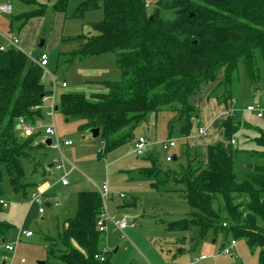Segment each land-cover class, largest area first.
<instances>
[{"label": "trees", "instance_id": "16d2710c", "mask_svg": "<svg viewBox=\"0 0 264 264\" xmlns=\"http://www.w3.org/2000/svg\"><path fill=\"white\" fill-rule=\"evenodd\" d=\"M14 1L28 8L10 16V31L15 23L20 30L28 20L45 13V3ZM67 1L54 0L52 9L65 11ZM92 9L103 12L102 19L90 24L96 34L87 31L75 37L78 49L59 53L57 65L112 53L120 79L93 82L101 89L90 93L63 91L56 111L79 119V130L99 129L103 148L98 155L133 139L137 125L161 111L174 113L182 137L187 138L198 114L191 95L223 70L220 100L228 108L235 98L233 77L240 61L251 87H261L256 50L264 60V0H85L73 16L81 17ZM162 10H173L174 17L162 18ZM42 76V68L21 49L0 50V199L4 173L13 193L24 191L29 183L23 181V159L30 158L33 148L44 146L37 142L38 134L22 137L16 128L20 117L32 121L43 116L40 106L51 91ZM244 124L257 131L254 140L264 147V130ZM219 129L222 139L206 145L205 160L197 154L190 157L186 146V164L177 172L162 168L152 154L142 155L148 165L137 172L156 190L183 185V196L194 212L171 221L170 227L194 230L196 241L209 233L244 238L250 249H259V261L264 264V151L250 154L261 163L253 164L238 181L231 143L233 139L235 144L233 134L238 130L235 117L227 114ZM132 204L130 200L122 206ZM102 207L98 190L77 192L75 215L63 221L57 237L45 238L47 254L54 259L50 264H110L97 227ZM10 228V223L0 219V240ZM102 253L104 260L95 257Z\"/></svg>", "mask_w": 264, "mask_h": 264}, {"label": "rangeland", "instance_id": "374dc122", "mask_svg": "<svg viewBox=\"0 0 264 264\" xmlns=\"http://www.w3.org/2000/svg\"><path fill=\"white\" fill-rule=\"evenodd\" d=\"M53 1H44L45 13L28 20L20 30L15 23L13 29L9 31L11 14L1 15L3 26L0 29L7 31L8 37H17L19 48L30 59L36 58L42 52L48 55V65L42 70V81L46 88L52 90L48 72L56 73V103L63 91L90 93L96 90L93 89L91 81L119 80L120 70L114 62L112 53L90 56L72 64L57 65L59 53L78 49L79 43L75 37L87 34V31L89 35L96 34L90 24L102 19L103 12L101 9H92L81 17H75L73 14L76 7L85 0H68L63 12L52 9ZM7 3L12 5L13 13L22 10V7L28 8L18 1L0 0V4ZM160 15L164 19H172L174 12L162 10ZM41 39L44 40V44L37 47ZM0 43L6 45L7 41L0 36ZM256 62L261 72V87L258 90H254L249 84L243 62L237 64L233 81L234 97L237 98L238 106L244 107L251 97H256L259 92L264 95V60L259 49L256 50ZM223 74L224 71L220 70L214 81L203 83L191 95L190 102L198 114L195 120L192 119L193 127L187 138L182 137L179 121L173 118L174 113L161 111L149 114L145 121L138 124L133 131V139L98 155V151L103 148L102 141L98 137H92L89 130H79V119H69L55 111L54 122L58 135L72 141L70 146L61 149L66 159L64 169H56L53 165L48 167L60 153L57 149L44 144L33 148L29 159H23L25 171L23 181L29 183L24 191L13 193L8 177L4 173L2 199L8 206L0 211V219L10 223L11 228L4 240H0V244H14L15 249L12 252H1L0 264H50L54 259L47 254L46 236L57 237L63 221L75 215L78 191L97 190L103 183H108L110 188L109 195L104 200L108 213L117 218L124 217L128 221V226L124 230L125 237L119 231L113 230L110 224L102 233V245L110 264H189L193 257L200 255H205L206 258L197 260L195 264H260L259 249H250L244 238H234L231 234L209 233L206 238L196 241L194 230L170 227L171 221L194 212L183 196V185H172V189L167 191L156 190L150 187L146 178L136 172L137 168L148 164L143 156H138L132 151L133 141L139 135L145 137L148 142L145 154L149 153L156 157L162 168H171L177 172L180 165H185L186 146L189 147L190 157L197 154L205 160L207 142L222 139L219 125L227 116L224 114L217 118V112L225 109V106L221 105L223 101L220 100L224 90L223 84H220ZM63 80L67 82L65 88L60 84ZM48 103L49 101H45L42 107L43 125L49 123L46 117ZM231 114L238 123V130L233 134L235 138V144H232L233 169L236 179L241 181L252 167H248V164L261 163L259 158H252L250 154L256 153L254 151H264V147L256 144L254 140L259 135L257 131L246 129L244 122L262 130L264 122L254 112L244 109ZM199 124L205 125L206 134L197 133ZM37 131H40L38 142L44 133L43 129ZM169 138L175 140L176 146L165 151L160 143ZM166 154H173L177 158L166 161ZM35 164L36 170L33 168ZM64 170H71L67 185L61 183ZM41 181H47L52 185L49 194L55 195L56 199L51 206L45 204L47 199L43 196L41 203L32 200L33 192L40 193L37 183ZM121 192L125 194V198L119 196ZM47 198H50V195ZM132 198H135L132 207L121 206ZM40 207H43V212H39ZM21 230L31 231L32 236L20 235ZM232 239L236 241L235 246L231 248L230 253H223V248Z\"/></svg>", "mask_w": 264, "mask_h": 264}, {"label": "built area", "instance_id": "2783aa9c", "mask_svg": "<svg viewBox=\"0 0 264 264\" xmlns=\"http://www.w3.org/2000/svg\"><path fill=\"white\" fill-rule=\"evenodd\" d=\"M146 7H149V2L146 1L145 3ZM12 10V7L9 3L7 4H0V13L4 14H9ZM7 41L6 45L1 44L0 45V50H5L8 47H13L15 49H20L19 48V39L17 37H4ZM31 60L39 65L42 70L45 69V67L48 65V55L46 53H40L36 58H31ZM49 74V79L51 82V87L52 90L51 94H49L47 97L43 99V104L40 106L41 108L44 105V102L49 101L48 107L46 110V117L49 119V123L43 125L42 124V117H37L32 121L25 120L23 117H20L17 121L16 128L19 130V133L22 137H28L33 134H38L40 136V131H37L38 129L41 130L43 129L44 136L41 137V142L45 144V140L47 138L50 139V145L52 148L57 149L60 153L59 157L53 160L52 165L55 166L56 169H64V164L66 162V159L64 155L61 152L62 147H67L72 144V141L70 139H65L61 138L57 131H56V126L54 122V113H55V106H56V100H55V87H56V82H57V75L56 73H50ZM61 87L65 88L67 87V82L65 80L61 81ZM241 109H244L246 111L254 112L255 115L262 119L264 122V101H262L260 96L254 97L250 102H248L244 107L238 106L236 99L232 98L229 101V107L225 109L224 114H231L235 111H240ZM197 133L199 135H204L207 133V128L205 125H200L197 127ZM231 143H234V140L231 139ZM161 148L165 151H168L169 149L173 148L176 146V142L174 139L169 138L167 140L162 141L161 143ZM148 142L145 137L143 136H137L134 140L133 143V152L138 155L142 156L145 154V149L147 148ZM174 159L173 154H166L165 160L166 161H171ZM74 168V166H72ZM71 168V170H72ZM70 170V171H71ZM70 171L64 170V173L61 176V183L62 184H67L68 183V175ZM98 192L100 193L102 200H103V207L101 209V212L99 214V217L97 219V227L98 229L103 233L104 231L107 230L108 224L112 226L113 230H117L121 233L122 236L125 237L124 230L128 226V221L124 218H117L114 216H111L107 208L104 204V200L107 198L109 195V185L108 183H103L102 185L97 187ZM119 196L121 198H125L124 193H120ZM32 200L37 201L41 203V194L38 192H33L32 194ZM1 206L2 208H5L8 206V203L4 201L3 199H0ZM39 212H43V207L39 208ZM20 235H23L25 237H30L32 236V232L29 230H21ZM236 244V241L234 239L230 240L229 243L223 248V253L228 254L231 252V248H233ZM15 246L14 244H0V253L3 251L6 252H12L14 251ZM96 258L99 260H104L105 255L104 253L100 255H95ZM205 255H200L198 257H193L190 261L189 264H195L197 260L200 259H205ZM23 261V259H22Z\"/></svg>", "mask_w": 264, "mask_h": 264}, {"label": "crops", "instance_id": "0c3cea01", "mask_svg": "<svg viewBox=\"0 0 264 264\" xmlns=\"http://www.w3.org/2000/svg\"><path fill=\"white\" fill-rule=\"evenodd\" d=\"M35 1H37V2H39V3H44V1H46V0H35ZM11 5V4H10ZM11 7H12V5H11ZM22 10H23V7H22ZM19 11H21V10H17L16 12H14V13H17V12H19ZM4 13H0V27L1 26H3V22L1 21V20H3V19H1V15H3ZM9 14H13V7H12V10H11V12L9 13ZM32 19V18H31ZM30 19V20H31ZM9 31H10V28L8 29ZM0 36L1 37H8V33H7V31H5V30H2V29H0ZM2 43H0V45H1ZM37 47H38V45H37ZM92 83L93 82H96V81H91ZM95 87V88H94ZM97 87H99L97 84H95V83H93V89H96V90H94V91H98L97 89H101L100 87L99 88H97ZM257 96H260V97H262L263 95H262V92H259V94L257 95ZM256 96V97H257ZM254 98V97H253ZM252 98V99H253ZM250 102V101H249ZM221 105H223V104H221ZM224 111H225V109H223V111H219V112H217V118H221L223 115H224ZM217 118L215 119V123H216V120H217ZM200 125H203V124H199L198 126H200ZM222 135V134H221ZM217 140H221V139H217ZM212 142H214V140H210L209 142H207V144L208 143H212ZM133 143H134V141H133ZM132 151H133V149H132ZM134 153V152H133ZM149 154V153H148ZM148 165V164H147ZM147 165H144V166H141V167H146ZM52 166V163H50V164H48V167H51ZM141 167H139V168H141ZM139 168H137V169H139ZM137 169H136V172H137ZM137 174H139L138 172H137ZM139 176H141L140 174H139ZM142 177V176H141ZM144 178V177H143ZM68 184V183H67ZM67 184H65V185H67ZM37 185H38V189H39V192H40V194H41V196H43L45 199H47L46 200V202H45V204L47 205V206H51L52 205V203H53V200H55L56 199V196L54 195V196H51V193L49 194V192H50V190H51V188H52V185L51 184H49V183H47V181L45 182V181H41V182H39V184L37 183ZM62 185H64V184H62ZM109 190H110V188H109ZM50 195V198H47L48 196ZM131 200H133L134 201V203H135V198H132ZM129 202V201H128ZM134 204H132V205H129V206H125V207H132ZM122 206V205H121ZM31 237V236H30Z\"/></svg>", "mask_w": 264, "mask_h": 264}, {"label": "water", "instance_id": "95a60500", "mask_svg": "<svg viewBox=\"0 0 264 264\" xmlns=\"http://www.w3.org/2000/svg\"><path fill=\"white\" fill-rule=\"evenodd\" d=\"M43 44H44V40L41 39V40L39 41V43H38V47H42ZM261 99H262V101H264V95L261 97ZM56 110H57V106H55V111H56ZM89 132L92 134V137H94V138H97V137L99 136V129H98L97 127H95V128H90V129H89ZM45 144H46L47 146L50 145V139H49V138H47V139L45 140ZM174 158H175V157H174ZM251 166H252L251 164H248V167H251ZM0 211H2L1 202H0Z\"/></svg>", "mask_w": 264, "mask_h": 264}]
</instances>
